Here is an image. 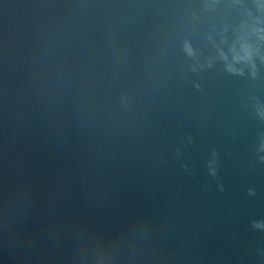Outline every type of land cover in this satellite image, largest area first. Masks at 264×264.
Segmentation results:
<instances>
[{
  "label": "water",
  "instance_id": "obj_1",
  "mask_svg": "<svg viewBox=\"0 0 264 264\" xmlns=\"http://www.w3.org/2000/svg\"><path fill=\"white\" fill-rule=\"evenodd\" d=\"M0 264H264V0H0Z\"/></svg>",
  "mask_w": 264,
  "mask_h": 264
}]
</instances>
